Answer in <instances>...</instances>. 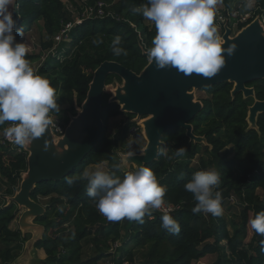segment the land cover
<instances>
[{
    "label": "trees",
    "instance_id": "1",
    "mask_svg": "<svg viewBox=\"0 0 264 264\" xmlns=\"http://www.w3.org/2000/svg\"><path fill=\"white\" fill-rule=\"evenodd\" d=\"M70 1L76 5L75 0ZM97 1H104L107 10L113 11L115 16L91 17L75 24L71 40L59 43L56 35L73 22L72 12L64 1L17 0L18 28L23 26L27 32L35 24L40 25V53L28 52L26 56L31 66L42 53L55 51V55L49 54L35 71L50 82L54 80L51 84L55 88L59 81L61 96L57 103L70 104L58 112L61 119L69 117L70 120L78 113L94 71L104 61L118 62L136 73L149 63L145 49L152 46L156 28L152 21L132 11L147 0H88V4ZM237 3L242 4L243 13L258 9L264 14V0H255L251 10L245 9L247 0H223V9H231ZM242 27L243 24L239 28ZM117 35L122 37V43L116 47L125 49L127 55L114 54L112 41ZM20 37L17 35L15 42H19ZM94 39H102L103 43L94 44ZM62 54L64 61L60 59ZM115 80L122 81L118 75L111 74L107 84ZM247 86L255 88V97L245 98L242 92L233 95L234 84L230 82L199 90L207 95L199 99L204 109L191 123L194 134L204 136L207 143L191 140L182 127L172 128L163 136L158 159L146 165L167 187L165 200L176 207L170 215L181 226L179 234L161 228L163 213H155L151 219L146 214L142 224L128 219L125 224L107 221L99 213L97 201L87 195L88 181L82 178L85 168L107 163L105 171L123 178L128 171L121 168L120 154L131 152L128 145L131 135L141 134L135 122L126 124L114 135L109 134L112 117L126 115L127 120H132L136 115L122 111L120 105L111 102L110 96L105 94L104 130L97 146L62 180L38 183L31 194L46 207V212L35 218L36 223L45 227L43 237L35 242V247L46 254L41 264H193L209 254L217 255L212 264H264L260 245L264 236L255 233L249 225L251 218L264 211V115L259 117L257 129L249 128L247 121L249 107L256 99L264 100V79L254 80ZM8 123L0 126V264L15 260L31 238V234L23 233L20 227L12 229L10 226L20 208L14 202L9 203L8 198L20 187L23 173L28 169V153L23 147L2 143L3 128ZM181 147H186L187 153L175 157L174 152ZM161 150L167 155H162ZM196 158H199L198 163L193 164ZM205 169H216L221 174L216 190L222 193V207L231 196L242 206L238 220L232 222V234L223 215L192 212L197 202L185 191L184 185L195 172ZM44 198L48 201L43 202ZM60 207L63 211L58 210ZM118 241H123L122 245L112 252V245Z\"/></svg>",
    "mask_w": 264,
    "mask_h": 264
},
{
    "label": "clouds",
    "instance_id": "2",
    "mask_svg": "<svg viewBox=\"0 0 264 264\" xmlns=\"http://www.w3.org/2000/svg\"><path fill=\"white\" fill-rule=\"evenodd\" d=\"M222 3L223 0H147L132 8L134 14L152 21L156 28L152 46L145 49L149 59L158 68H176L186 75L202 74L206 78L217 75L226 65L224 53L232 55L235 49V45L223 47L225 42L215 23L218 5ZM16 7L17 0H0V126L11 122L3 128V136L23 147L44 136L53 124L50 113L59 112L60 108L50 80L38 74L26 58L27 43L15 42L17 35L24 36L23 26L16 28ZM253 8L254 0H248L245 9ZM93 43L98 45L103 40L94 39ZM121 43L119 35L112 41L117 56L127 55L125 49L116 47ZM186 153L187 148L181 147L173 155L183 157ZM161 154L167 155L164 150ZM82 178L88 181L87 195L97 201L99 213L108 221L126 218L142 224L146 214L151 219L154 210H162L161 228L172 234L181 231L179 222L164 208L167 187L160 183L153 169L140 166L121 178L97 165L94 170L86 169ZM68 182L71 184L72 180ZM220 182L218 170L205 169L195 172L185 183V191L197 202L193 214L223 215L222 193L216 190ZM58 210L63 211V207ZM249 225L264 236V211L251 218ZM260 245L264 251V240Z\"/></svg>",
    "mask_w": 264,
    "mask_h": 264
},
{
    "label": "water",
    "instance_id": "3",
    "mask_svg": "<svg viewBox=\"0 0 264 264\" xmlns=\"http://www.w3.org/2000/svg\"><path fill=\"white\" fill-rule=\"evenodd\" d=\"M222 38L223 47L235 45V49L232 55L224 53L226 65L212 78L195 73L186 75L171 67L158 68L150 59L140 73L118 62L104 61L95 69L87 97L78 113L70 117L64 134L56 135L50 125L44 136L23 146L28 153V169L23 173L19 189L8 198V202H14L22 209L19 227L23 233L31 234L26 250L35 249V242L45 232V227L36 223L35 218L43 215L46 207L31 197L33 190L43 181L62 180L97 146L104 130L102 106L105 94L110 96L111 102H117L122 111L136 115L127 124L142 125L141 134L148 140L140 153L120 154L124 171L146 167L158 159L159 149L164 144L163 136L172 128L182 127L191 140L207 143L204 136L194 134L191 123L204 109L203 102L197 97L198 90L230 82L234 84L233 95L242 92L245 98L255 97V88L247 84L264 79V23L261 15L234 35L227 23ZM111 74L122 79V84L114 91L107 89V78ZM262 115L264 100L256 99L249 107V128L257 129ZM20 147L16 145V148Z\"/></svg>",
    "mask_w": 264,
    "mask_h": 264
},
{
    "label": "rangeland",
    "instance_id": "4",
    "mask_svg": "<svg viewBox=\"0 0 264 264\" xmlns=\"http://www.w3.org/2000/svg\"><path fill=\"white\" fill-rule=\"evenodd\" d=\"M72 2V1H71ZM248 2V0H247ZM73 3V2H72ZM255 3V0H254ZM70 4V3H69ZM76 6V5H75ZM242 4L237 3L235 4V6L233 8H231V10H237V9H241ZM108 8V7H107ZM224 8L223 3L221 5H218V11H222V9ZM107 12L112 13L113 11L111 10H107ZM14 19L15 18V11H14ZM230 24L231 26H235L236 23V18L233 16H230ZM16 28H18V24H16ZM15 31V29H14ZM237 31L238 32V28H234V32ZM40 25L39 24H35L31 30L24 32V36H21L19 39V42H24L27 43L28 47H29V52L30 53H40V47H39V37L40 35ZM49 53V52H48ZM48 53H42V56L39 60H36L33 64L32 67L34 68V70L38 71V69L40 68V65L45 61L44 58L46 57V55ZM64 55V54H63ZM61 61H64V57L61 59ZM51 82H55L54 80H52ZM122 82L119 80H115L110 84H107V89H110L112 91L115 90V88L118 85H121ZM59 81L57 80V88L56 92H57V96L60 97L61 96V92L59 91ZM114 92H112L113 94ZM206 93L204 92H200L199 90L197 91V97L200 99L201 97H206ZM67 107H70V104L68 102H64V103H59V108L60 110L66 109ZM80 110V108L78 109ZM51 118L55 119V118H60V115L58 114V112H56L55 110H53L51 113ZM63 119V120H62ZM62 121L63 124L66 126L69 122V117H62ZM127 118L126 115H119L117 117H112L110 119L109 122V134L110 135H114L116 132H118L119 130L122 129V127L126 126L127 124ZM139 128V130L141 131L140 128H142L143 131V126L136 124ZM140 135V136H139ZM148 140L145 137H142V134H138L135 136H130L128 139V145L131 148V153L132 152H136V153H140L142 151L143 148L146 147ZM205 154V152L203 153ZM198 159L196 158V160L194 161L193 164H197L198 163ZM97 165H89L85 168L88 169L89 171L94 170L95 167ZM100 166L104 169L107 170V163H102L100 164ZM135 170L134 167H132L131 171ZM259 194H262L261 190H259ZM43 202H47V198L44 200H42ZM241 204L240 202H238L236 200V197H234V199L229 198V200L226 201V205L223 208V216L227 219L228 221V229L230 230V233H233V225L232 222L238 220L239 215L241 213ZM21 211L22 209H19L18 214L16 216V218L13 220V222L10 224L12 229H16L19 227V217L21 215ZM126 218L121 220L122 224H125L126 222ZM108 221V220H107ZM126 232V231H125ZM124 233V231H123ZM120 245L123 243V241H119ZM37 249V248H36ZM146 251V250H143ZM41 256L42 257H46V254L44 253V251L42 249H37L33 250L31 249V247L29 248V250H26V245L25 248L21 251V253L19 254V256L13 260L12 262H10L9 264H41ZM40 258V259H39ZM138 260L140 258H137ZM217 260V255L216 254H209L207 256H205L204 258L198 260V261H194L193 264H212L214 263V261ZM141 261V260H140ZM140 261H137L138 263H140ZM112 264V263H110Z\"/></svg>",
    "mask_w": 264,
    "mask_h": 264
},
{
    "label": "built area",
    "instance_id": "5",
    "mask_svg": "<svg viewBox=\"0 0 264 264\" xmlns=\"http://www.w3.org/2000/svg\"><path fill=\"white\" fill-rule=\"evenodd\" d=\"M63 1H64L65 5L72 12L73 22L66 24L61 29V31L56 35L55 40L59 43L71 40V31H72L73 26L75 24H80L84 20L91 18V17L103 18V17H106L108 15H114V14L106 11L107 4L104 1H97L96 3L91 5V4H88V0H81V1L75 0L76 6L70 0H63ZM257 15H261V20L264 23V14L258 12V9H253L249 12L243 13L241 9H237V10L233 11L231 9L225 8L222 11H217V17H216L215 23L218 27V30H219V33L221 34V36H223V34L225 32V25L227 23L232 28V34H235V32H234L235 27L239 28L240 25H242V24H243V26L248 25ZM230 16H233L236 18L235 26H233V25L231 26ZM49 54L55 55V51L49 52L46 55V57L44 58V60H46L48 58ZM61 56H63V54ZM52 121H53L52 129H53L54 133L58 136L63 135L65 132L66 126L63 125L61 119L55 118V119H52ZM10 123L11 122H9L7 124V127L10 125ZM1 141L4 144H8L12 147H16V145L8 142L4 138L3 133H2ZM231 199H234V196H231ZM164 208L170 210L169 214L176 209L175 205L168 203L166 200H165ZM155 213H163V211L162 210H154L152 213V218H153ZM121 245H120L119 241L115 242L112 245L111 251L116 252ZM110 263L114 264L113 262H110Z\"/></svg>",
    "mask_w": 264,
    "mask_h": 264
},
{
    "label": "crops",
    "instance_id": "6",
    "mask_svg": "<svg viewBox=\"0 0 264 264\" xmlns=\"http://www.w3.org/2000/svg\"><path fill=\"white\" fill-rule=\"evenodd\" d=\"M99 165H100V164H99ZM33 250H36V251H37V249H36V248H35V249H33ZM43 251H44V250H43ZM44 253H45V251H44ZM45 258H46V257H45ZM45 258L41 256V259H40V258H39V259H40V260H42V259H45Z\"/></svg>",
    "mask_w": 264,
    "mask_h": 264
},
{
    "label": "flooded vegetation",
    "instance_id": "7",
    "mask_svg": "<svg viewBox=\"0 0 264 264\" xmlns=\"http://www.w3.org/2000/svg\"><path fill=\"white\" fill-rule=\"evenodd\" d=\"M138 136V135H137ZM140 136V135H139Z\"/></svg>",
    "mask_w": 264,
    "mask_h": 264
}]
</instances>
